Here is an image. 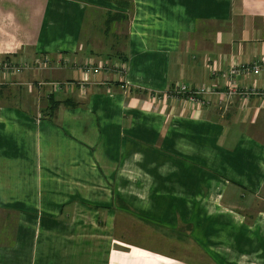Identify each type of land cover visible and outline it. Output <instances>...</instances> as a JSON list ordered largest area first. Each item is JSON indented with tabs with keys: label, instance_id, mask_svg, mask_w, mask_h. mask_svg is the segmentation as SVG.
I'll use <instances>...</instances> for the list:
<instances>
[{
	"label": "crops",
	"instance_id": "1",
	"mask_svg": "<svg viewBox=\"0 0 264 264\" xmlns=\"http://www.w3.org/2000/svg\"><path fill=\"white\" fill-rule=\"evenodd\" d=\"M128 3L0 0V62L53 61L0 75V264H264V100L219 104L236 66L239 93L264 92V0ZM87 60L124 64V88ZM198 228L204 254L174 239Z\"/></svg>",
	"mask_w": 264,
	"mask_h": 264
},
{
	"label": "built area",
	"instance_id": "2",
	"mask_svg": "<svg viewBox=\"0 0 264 264\" xmlns=\"http://www.w3.org/2000/svg\"><path fill=\"white\" fill-rule=\"evenodd\" d=\"M56 64L58 66H63L65 63L68 62L67 59H55ZM52 63L50 57H41L34 59L33 61H27L25 59L20 60L16 63L11 62H0V75L4 78H7L8 76H16L20 75L23 72H29V71H43L47 69H52ZM79 70L81 73L85 75H93L97 76L102 72L109 73L113 72L116 77H118L117 82H121L122 85H120V88H124V84L122 82V77L126 73V67L124 64H115L110 65L109 63H104V65H94L92 61L87 60L82 62V64L79 66ZM246 70H249V68H246L244 66L234 67L228 73L224 75V78L226 80V90L221 93L222 101L220 100L219 104H221L223 99L229 100L233 98L235 95L243 96V97H249L250 95H259L263 97L264 100V92L263 93H256L255 90L239 93L237 90V78L240 76L241 72H246ZM251 73L253 75L259 74V69L256 66H253L251 69ZM120 83V84H121ZM55 90L60 88V85L53 84L52 85ZM212 91V89H211ZM211 91L209 92L205 87L203 86H197V87H191L188 85H178L176 88L172 90L173 93H171L172 96L178 97L180 99H187V100H196L199 96H206L209 97L211 95ZM223 105V104H222Z\"/></svg>",
	"mask_w": 264,
	"mask_h": 264
},
{
	"label": "rangeland",
	"instance_id": "3",
	"mask_svg": "<svg viewBox=\"0 0 264 264\" xmlns=\"http://www.w3.org/2000/svg\"><path fill=\"white\" fill-rule=\"evenodd\" d=\"M94 32L96 33V36L102 40L103 45H106V44L107 45L117 44V46L119 48H121L122 41H119L120 40L119 38L117 39L116 37L112 36L111 34L105 35L104 32H103L102 25L100 26V25L95 24ZM110 41H112V42H110ZM94 51H95V53H93V54H95V55L92 54L91 57H99V59H98L99 62L100 61L106 62L105 60L107 58L108 59H114L115 58L114 53H113L115 51L111 50V48H109L108 46H107L106 49H104V47H102L101 50H94ZM58 85H60V83H58ZM57 91H58V89H57ZM198 224H199V222H198ZM202 228H203V226H202ZM211 229L212 230L216 229L215 224L211 227ZM190 230H191V228H189L188 232ZM217 232H219V231H217ZM184 233H185V231H179V233H173L174 236H175L174 239L177 240V241H180V239H181L180 245L188 239L187 242H185L187 246H188V243H189V247L194 248L198 252L201 251V253L204 254V252H203V251H205L204 248H208L206 239H208L210 237V235L209 234H205L203 231H200V228H198L194 232H192V235H191V239L194 240L195 241L194 242V241H191L188 236L183 238L184 237L183 236ZM186 233H187V231H186ZM211 234H213V236L214 235L216 236L217 233L214 231L213 233L211 232ZM178 235H179L180 239L178 238ZM165 239H166V242L164 244H161V245H164V249L171 248L170 238H165ZM154 246H156L155 250L159 249L157 247V245H154ZM158 251H161V250H158ZM181 256H182V258L184 257L187 260H191L192 262H196V264H208L207 262L203 261V259L201 257H199V256L197 257V259H191L188 254H181ZM210 259L212 261H214V258L211 257V256H210Z\"/></svg>",
	"mask_w": 264,
	"mask_h": 264
},
{
	"label": "trees",
	"instance_id": "4",
	"mask_svg": "<svg viewBox=\"0 0 264 264\" xmlns=\"http://www.w3.org/2000/svg\"><path fill=\"white\" fill-rule=\"evenodd\" d=\"M106 1L115 2L117 4V6L121 9H128V6H129L128 0H106ZM123 18H124V13H122V12L108 14V19L105 22L106 28H108L113 21H118V20L123 19ZM51 106H52V108L48 107L46 111H49V112L54 111L55 108L57 107V103L54 102V105L52 103Z\"/></svg>",
	"mask_w": 264,
	"mask_h": 264
}]
</instances>
